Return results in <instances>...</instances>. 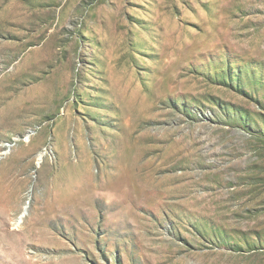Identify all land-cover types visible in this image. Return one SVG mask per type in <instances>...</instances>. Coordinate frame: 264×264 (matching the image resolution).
<instances>
[{
  "label": "rangeland",
  "instance_id": "rangeland-1",
  "mask_svg": "<svg viewBox=\"0 0 264 264\" xmlns=\"http://www.w3.org/2000/svg\"><path fill=\"white\" fill-rule=\"evenodd\" d=\"M0 264H264V0H0Z\"/></svg>",
  "mask_w": 264,
  "mask_h": 264
}]
</instances>
